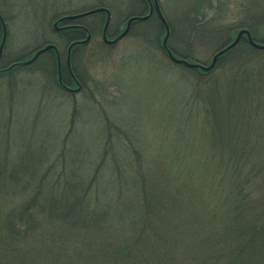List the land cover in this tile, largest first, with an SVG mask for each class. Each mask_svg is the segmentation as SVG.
<instances>
[{
  "label": "rangeland",
  "instance_id": "obj_1",
  "mask_svg": "<svg viewBox=\"0 0 264 264\" xmlns=\"http://www.w3.org/2000/svg\"><path fill=\"white\" fill-rule=\"evenodd\" d=\"M248 3L253 4L248 10L254 12L256 1L251 0H159V11L169 27L166 47L175 58L208 65L228 45H221L217 31L241 22L247 16ZM98 7L110 10V34L123 29L130 18L148 15L141 0H0V20L6 30L0 68L29 61L37 49L50 44L61 53L64 67L67 47L75 45L73 71L83 78L79 92L60 89L57 72L51 78L45 69L50 56L56 59L49 50L33 64L18 65L11 73L0 75V147L16 157L22 155L25 162L18 168L24 174L58 173L64 170L53 165L56 159L67 165L66 160H85L91 152L93 159L121 160L124 168L128 161L146 164L148 159L158 162L171 154L190 161L194 168V162L201 159L227 158L231 147L238 156L246 146L255 155L261 154L264 55L246 56L245 64L253 71L248 79L233 73L236 68L228 63L229 58L219 65L217 60L212 75L197 77L193 69L169 59L163 48L166 29L156 13L133 21L128 36L110 46L102 42L105 13L67 21L86 25L91 39L76 30L61 31L67 24L58 22L61 18ZM2 31L0 24V41ZM237 31L231 34L232 40ZM241 40L236 46L244 45ZM247 44L256 49L249 41ZM226 83L232 104L221 97L227 86L221 85ZM209 84L218 86L213 94L221 99L212 102L215 110L223 111L222 122L208 109ZM239 125H243L240 130ZM108 141L109 146H102ZM67 167L71 172L75 165L71 162ZM107 171L113 172L109 163ZM8 206L12 209L11 203Z\"/></svg>",
  "mask_w": 264,
  "mask_h": 264
},
{
  "label": "trees",
  "instance_id": "obj_2",
  "mask_svg": "<svg viewBox=\"0 0 264 264\" xmlns=\"http://www.w3.org/2000/svg\"><path fill=\"white\" fill-rule=\"evenodd\" d=\"M255 1L254 12L248 3L241 22L217 31L221 45L241 29L264 44V0ZM242 39L244 45L221 55L218 65L229 58L233 73L248 79L253 71L246 56H263L264 51ZM45 69L55 76L54 56ZM191 72L197 77L213 74ZM67 77L63 67L65 83ZM221 86H226L221 97L232 104L228 84ZM215 91L217 84L206 87L208 109L222 122L223 111L212 102L221 99ZM107 145L109 141L102 144ZM246 147L240 156L231 147L227 158L201 159L194 168L175 154L146 164L128 161L124 168L121 160L93 159L91 152L85 160H66L75 165L71 172L65 160L56 159L53 165L64 171L39 176L24 174L18 168L25 162L22 155L0 147V264H264V147L259 156ZM110 149L114 151L113 145Z\"/></svg>",
  "mask_w": 264,
  "mask_h": 264
},
{
  "label": "water",
  "instance_id": "obj_3",
  "mask_svg": "<svg viewBox=\"0 0 264 264\" xmlns=\"http://www.w3.org/2000/svg\"><path fill=\"white\" fill-rule=\"evenodd\" d=\"M105 10H106L105 8H98V9H95V10L90 11V12H87V13H83V14H79V15H74V16H68V17L61 18L58 22H60L61 20H72V19L79 18V17L85 16V15H88V14H93V13H97V12H102V11H105ZM150 14H151V13H150ZM150 14L147 15L146 17H144V18H141V20H143V19H147V18L150 16ZM158 15H159V18H160V20L162 21V23L166 26V35H165V38H164V40H163V47L166 49L169 58H170L174 63H177V64H183V65H185L186 67L191 68V69H201V70H203V71H210V70H212V69L215 67L218 58H219L222 54H224L227 50H229V49L235 47V46L240 42V40L242 39V37H243L244 35L247 37L249 43H250L254 48L259 49V50H264V45H262V44H258V43H256V42H254V41L252 40V38H251L250 32H249L247 29H242V30H240V31L237 33V35H236L234 41H232V42H231L229 45H227L225 48H222L220 51H218L217 53H215V54L213 55V57H212V59H211V62H210L208 65H204V64H201V63H190V62H188V61H186V60H184V59H178V58H175V57L172 55L171 51L166 47L167 39H168V36H169V28H168V26H167V24H166V20H165V18L163 17V15L161 14V12H160L159 10H158ZM134 19H136V18H132V19H130V20L128 21L126 29L124 30V32H123V33H122V34H121L116 40H114V41H108V40L106 39V36L104 35V41H106L107 43H114V42H116L117 40H119V38L125 36V35L128 33V31H129V28H130V24H131V22H132ZM108 23H109V16H108V19H107L106 24H105V26H104V33H105V31L107 30ZM55 26H57V23H55ZM4 42H5V37L3 38L2 43H1V46H0V57H1V54H2V48H3ZM50 49H55V50H56V47L53 46V45H48V46H46V47H44V48L38 50V51L35 53V55L33 56V58H31L29 61L24 62V64H25V65H29V64H31L32 62H34V61L39 57V55H41L42 53H44V52H46V51H48V50H50ZM79 89H80V87H78L75 91H78Z\"/></svg>",
  "mask_w": 264,
  "mask_h": 264
},
{
  "label": "flooded vegetation",
  "instance_id": "obj_4",
  "mask_svg": "<svg viewBox=\"0 0 264 264\" xmlns=\"http://www.w3.org/2000/svg\"><path fill=\"white\" fill-rule=\"evenodd\" d=\"M141 1H142V3H144L146 9H148V14L151 11L152 12L151 13L152 16L154 15V13H156V15L158 16L157 7L159 6V0H141ZM159 8H160V6H159ZM104 13L106 15V17H105V21H106V19H107V13L106 12H104ZM83 17H85V16H83ZM83 17H80V18H83ZM111 19H112V17H111V13H110L109 26L111 24ZM67 21L68 20H65L64 22L67 23ZM0 24H1V28L3 29V27H2L3 23H2L1 20H0ZM109 26H108V29L106 31V36L110 40L116 39L120 35V33L123 31V29L125 28V27L123 29L116 28V30L114 31V33L113 34H110L109 33ZM69 30L79 31V32H81V33H83L85 35V38H88L89 37V39H91V31L84 24H79V23H77V24H68L67 23V24L64 25V28H62L61 31L66 32V31H69ZM2 34H3V31H2ZM102 35H104L103 32H102ZM82 39H84V37ZM120 41H118L116 43H113V44H117ZM74 49H75V45L74 46L73 45L72 46L70 45V46L67 47V52H66V64H65V68L67 70V75H68L67 79L69 81H66V83H65V81H63V79H62V74H61V82H59L60 84L63 85V88L67 92H70V93H76L73 90L76 89L79 85H81V87H82V84H83V82L75 75V73L73 71V63H72L73 61H72V58H73V55L75 54L74 51H73ZM53 53L55 54L57 63L58 62L60 63V66L59 67H60V71H62L61 53L59 52L58 49H57V52L54 51ZM69 61H70V65H69ZM5 70H6L5 67L0 68V73L4 72Z\"/></svg>",
  "mask_w": 264,
  "mask_h": 264
}]
</instances>
